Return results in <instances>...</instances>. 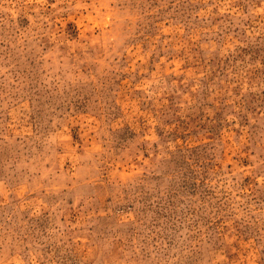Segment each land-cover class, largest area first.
I'll use <instances>...</instances> for the list:
<instances>
[{"label": "rangeland", "instance_id": "rangeland-1", "mask_svg": "<svg viewBox=\"0 0 264 264\" xmlns=\"http://www.w3.org/2000/svg\"><path fill=\"white\" fill-rule=\"evenodd\" d=\"M0 264H264V0H0Z\"/></svg>", "mask_w": 264, "mask_h": 264}]
</instances>
